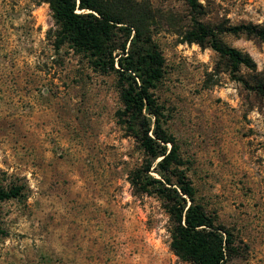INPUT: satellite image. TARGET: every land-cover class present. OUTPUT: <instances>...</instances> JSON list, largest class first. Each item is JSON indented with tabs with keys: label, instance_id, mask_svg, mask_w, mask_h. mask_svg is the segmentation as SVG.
I'll list each match as a JSON object with an SVG mask.
<instances>
[{
	"label": "rangeland",
	"instance_id": "1",
	"mask_svg": "<svg viewBox=\"0 0 264 264\" xmlns=\"http://www.w3.org/2000/svg\"><path fill=\"white\" fill-rule=\"evenodd\" d=\"M132 2L164 60L151 92L196 202L234 238L231 264H264V97L208 45L183 41V0ZM197 2L206 25L264 26V0ZM61 33L47 2L0 0V188H22L0 201V264H190L171 249L163 201L130 183L147 157L117 77ZM220 39L254 61L240 80H264V42Z\"/></svg>",
	"mask_w": 264,
	"mask_h": 264
},
{
	"label": "trees",
	"instance_id": "2",
	"mask_svg": "<svg viewBox=\"0 0 264 264\" xmlns=\"http://www.w3.org/2000/svg\"><path fill=\"white\" fill-rule=\"evenodd\" d=\"M43 1L62 27L61 40L66 39L75 51L92 59L100 71L117 77L127 119L124 123L147 157L130 183L136 191L154 193L163 201L172 222V251L190 264H231L239 257L234 238L196 202V191L182 168L178 148L162 127V107L151 91L163 77L164 60L145 30L144 15L132 0ZM183 1L193 13L192 29L183 41L208 45L227 60L234 80L264 97L262 78L255 77L251 83L237 77L241 67L255 69L252 58L220 39L225 34L245 35L264 42V26H209L198 19L203 8L197 0ZM114 30L123 33L122 43L115 39ZM21 192L20 186L0 188V201L16 199Z\"/></svg>",
	"mask_w": 264,
	"mask_h": 264
}]
</instances>
